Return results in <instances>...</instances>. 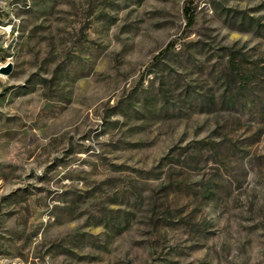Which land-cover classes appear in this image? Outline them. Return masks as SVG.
Here are the masks:
<instances>
[{
    "label": "rangeland",
    "instance_id": "obj_1",
    "mask_svg": "<svg viewBox=\"0 0 264 264\" xmlns=\"http://www.w3.org/2000/svg\"><path fill=\"white\" fill-rule=\"evenodd\" d=\"M0 264H264V0H0Z\"/></svg>",
    "mask_w": 264,
    "mask_h": 264
},
{
    "label": "trees",
    "instance_id": "obj_2",
    "mask_svg": "<svg viewBox=\"0 0 264 264\" xmlns=\"http://www.w3.org/2000/svg\"><path fill=\"white\" fill-rule=\"evenodd\" d=\"M184 15H185V18H186V25H187V28L191 27L194 22H195V11L194 9L191 7V5L187 4L185 7H184ZM174 43H171V45H173Z\"/></svg>",
    "mask_w": 264,
    "mask_h": 264
},
{
    "label": "water",
    "instance_id": "obj_3",
    "mask_svg": "<svg viewBox=\"0 0 264 264\" xmlns=\"http://www.w3.org/2000/svg\"><path fill=\"white\" fill-rule=\"evenodd\" d=\"M12 66L3 67L4 72H10Z\"/></svg>",
    "mask_w": 264,
    "mask_h": 264
}]
</instances>
